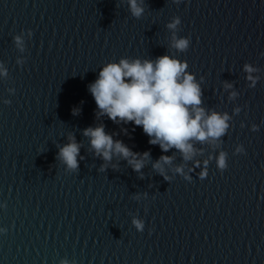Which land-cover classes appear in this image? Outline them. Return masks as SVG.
<instances>
[{
	"label": "water",
	"instance_id": "obj_1",
	"mask_svg": "<svg viewBox=\"0 0 264 264\" xmlns=\"http://www.w3.org/2000/svg\"><path fill=\"white\" fill-rule=\"evenodd\" d=\"M137 2L139 19L127 0H0V264H264V0ZM174 35L190 38L187 51ZM167 54L187 62L202 107L231 117L220 139L191 142V160L131 122L97 119L88 90L107 63ZM101 123L151 153L139 173L94 154L83 130ZM69 135L76 172L56 159ZM161 155L173 157L164 175L152 167Z\"/></svg>",
	"mask_w": 264,
	"mask_h": 264
},
{
	"label": "clouds",
	"instance_id": "obj_2",
	"mask_svg": "<svg viewBox=\"0 0 264 264\" xmlns=\"http://www.w3.org/2000/svg\"><path fill=\"white\" fill-rule=\"evenodd\" d=\"M180 4L182 0H173ZM133 17L139 19L144 8L138 5L137 0H127ZM143 4L144 0H140ZM181 23L179 17H174L169 23V29H175ZM32 34L31 31L29 33ZM17 45H21V37H15ZM190 38L173 36L172 47L180 52H185L190 46ZM22 50V49H21ZM264 56V53H261ZM19 63V61H18ZM188 64L170 55H162L155 60L139 58L129 60L122 58L118 63H107L99 71L98 77L88 86V90L95 100L98 111L97 119L107 117L113 123L128 124L142 127L143 133L149 137L150 145H158L163 153L172 149L181 153L184 160H191L195 149L193 140L203 144L210 140H218L226 134L231 119L227 112L207 111L202 107L203 91L197 83L194 74L186 70ZM256 69L244 65L246 73ZM0 75H7L6 71ZM202 79V77H201ZM252 80L251 76L247 77ZM255 86V82L250 85ZM225 89L233 88L231 83L225 82ZM15 93V89L9 90ZM238 95L233 91L229 99ZM10 104L11 101H5ZM239 112L240 109L235 110ZM80 110L73 109V115H78ZM127 131L126 129H124ZM134 130V129H133ZM252 131H258V125H252ZM83 135L89 138L91 149L97 157L106 162H111L113 155L122 157L135 172H140L146 160L151 158V153L134 152L121 140H113V136L105 132L103 123L96 127L83 130ZM68 142L59 148L56 159L62 162L66 169L76 172L79 169L81 144L75 136L69 135ZM237 152H244L240 147ZM81 160L84 157H80ZM173 157L161 155L153 164V169L164 175L163 165L170 164ZM217 167L226 168L225 153L220 152L216 158ZM115 167V166H113ZM107 166L102 164L100 171H106ZM177 171H182L177 168ZM207 177L205 172L201 179ZM141 178L143 176L141 175ZM165 179H168L165 176ZM147 195L146 193L144 194ZM139 199V194L136 196ZM132 223L139 232L144 229V223L133 219ZM6 231L0 229V232ZM60 264H69L67 259H62Z\"/></svg>",
	"mask_w": 264,
	"mask_h": 264
}]
</instances>
